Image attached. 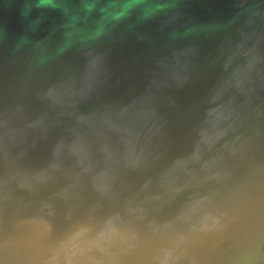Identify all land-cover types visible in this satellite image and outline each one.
<instances>
[{
	"label": "water",
	"instance_id": "95a60500",
	"mask_svg": "<svg viewBox=\"0 0 264 264\" xmlns=\"http://www.w3.org/2000/svg\"><path fill=\"white\" fill-rule=\"evenodd\" d=\"M0 264H264V0H0Z\"/></svg>",
	"mask_w": 264,
	"mask_h": 264
}]
</instances>
